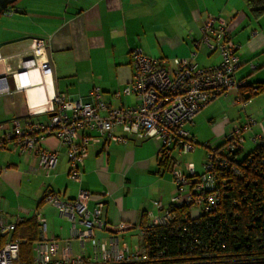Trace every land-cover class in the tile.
I'll return each mask as SVG.
<instances>
[{
	"label": "crops",
	"instance_id": "obj_1",
	"mask_svg": "<svg viewBox=\"0 0 264 264\" xmlns=\"http://www.w3.org/2000/svg\"><path fill=\"white\" fill-rule=\"evenodd\" d=\"M6 14L10 20L0 26V77L6 78L8 90L0 94V124L27 117L45 122L56 109L54 98L64 95L72 102L89 103L95 87L112 108L136 105L134 96L124 94L133 76L130 53L135 49L153 59L218 65L220 53L200 43L209 15L228 20L229 33L239 46L236 80H246L250 86L264 84V16L254 19L242 0H25ZM38 39L47 43L43 66L32 71L33 86L17 89L11 75ZM240 91L237 88L202 110L188 127L192 134L196 119L220 103L227 110L223 118L230 122L223 118L217 122L211 115L207 120L220 143L234 124L249 120L253 124L244 135L245 145L254 144L256 136L264 138V90L245 105L235 103ZM116 132L123 135L120 128ZM83 135L100 136L96 131ZM38 147L58 154L48 176L35 155L19 156L11 147L0 150V213L13 223L39 212L46 219L48 237L60 248L70 242L73 257L83 254L93 261L91 246L87 243L82 250L72 236L70 220L42 201L47 190L65 200L86 190L92 194L90 211L105 202L107 229L95 230V238L108 242L117 235L132 250L140 247L142 227L161 214L157 203L167 208L176 194L173 172L162 167L155 140L130 135L124 144L104 143L103 138L90 143L80 184L69 179L68 155L57 138L47 137Z\"/></svg>",
	"mask_w": 264,
	"mask_h": 264
},
{
	"label": "built area",
	"instance_id": "obj_2",
	"mask_svg": "<svg viewBox=\"0 0 264 264\" xmlns=\"http://www.w3.org/2000/svg\"><path fill=\"white\" fill-rule=\"evenodd\" d=\"M228 29L227 19L212 15L207 17L202 28L200 43L211 52L220 53L221 62L218 65L203 67L182 58L153 59L145 56L141 49L132 50L133 76L124 94L134 96L136 105L112 108L97 87L92 89L89 103L72 102L60 95L54 98L56 109L45 122L27 117L0 124V150L11 147L19 156L35 155L40 168L48 176L58 161V154L42 150L38 145L47 137H55L66 149L69 179L80 184L90 143L98 144L103 138L104 143L124 144L130 135L141 140H155L160 144V163L165 165L166 170L173 172L176 194L167 208H163L161 202L157 203L162 212L148 226H168L175 217L174 208H188L193 219L202 214L215 213L224 200L229 176L243 178V167L239 161L246 151L244 135L250 130L253 121L249 120L244 125L234 124L219 145L209 147L202 174L197 173L193 163L183 166L178 156L193 152L198 145L188 128L194 124L196 116L216 100L248 84L246 80L238 81L235 78L240 66L237 54L239 46ZM46 48L45 40H36L30 55L12 73L17 89L33 86L32 71L40 68ZM5 83L6 78L0 77V94L8 90ZM253 90L256 93L257 88ZM251 101H243L240 97L235 103L245 105ZM101 112H107V115L102 116ZM223 120L230 122L227 116ZM118 128L123 135L117 134ZM85 131H96L100 136L83 135ZM253 142L256 147L264 143V138L256 136ZM91 195L81 190L75 199L65 200L56 192L47 190L42 201L55 207L61 216L70 220L72 236L80 241L82 250L89 243L93 261L83 254L73 257L70 242L60 248L58 242L47 235L46 219L36 212L42 237L34 245L33 264H114L147 259L144 249L137 247L132 250L126 243L122 244L117 235L108 242L95 238V230L107 229L103 217L106 203L101 202L90 211L88 203ZM17 223H9L0 213V264H18L23 241L12 238ZM144 232L141 229L142 237Z\"/></svg>",
	"mask_w": 264,
	"mask_h": 264
},
{
	"label": "trees",
	"instance_id": "obj_3",
	"mask_svg": "<svg viewBox=\"0 0 264 264\" xmlns=\"http://www.w3.org/2000/svg\"><path fill=\"white\" fill-rule=\"evenodd\" d=\"M242 1L254 19L264 16V0ZM263 90L264 84H247L241 88V98L248 101ZM239 162L243 178L229 176L215 213L193 219L188 208H174L168 226L143 224L140 247L146 260L114 264H264V143ZM41 237L36 217L17 223L12 238L23 241L18 264H33V248Z\"/></svg>",
	"mask_w": 264,
	"mask_h": 264
},
{
	"label": "rangeland",
	"instance_id": "obj_4",
	"mask_svg": "<svg viewBox=\"0 0 264 264\" xmlns=\"http://www.w3.org/2000/svg\"><path fill=\"white\" fill-rule=\"evenodd\" d=\"M25 0H19L15 4L10 6V11L13 10L15 7H19ZM7 16L6 12L3 13L0 16V26L2 25V22L6 20H10L6 18ZM211 110V111H210ZM227 112L226 108L220 104L217 103L214 106H212L210 109H206L202 115L198 119H196V126H194L193 131L195 136L198 139L199 144L196 146V149L188 153L184 156H178V160L181 162L183 166H186L188 163H193L196 171L198 174H202L204 172V163L206 160V157L209 153V147L215 148L217 144H220V138H216L215 133L210 129V125L208 123V119H210L211 116L218 122L223 118V115ZM255 148L254 144H248L246 143L245 149L246 151L241 157H244L247 153L251 152ZM17 223V222H13ZM2 243V239L0 236V245Z\"/></svg>",
	"mask_w": 264,
	"mask_h": 264
},
{
	"label": "water",
	"instance_id": "obj_5",
	"mask_svg": "<svg viewBox=\"0 0 264 264\" xmlns=\"http://www.w3.org/2000/svg\"><path fill=\"white\" fill-rule=\"evenodd\" d=\"M19 0H0V16L10 11V6L18 2Z\"/></svg>",
	"mask_w": 264,
	"mask_h": 264
},
{
	"label": "bare ground",
	"instance_id": "obj_6",
	"mask_svg": "<svg viewBox=\"0 0 264 264\" xmlns=\"http://www.w3.org/2000/svg\"><path fill=\"white\" fill-rule=\"evenodd\" d=\"M41 62H42V61H41ZM41 66H43L42 63H41ZM41 66H40V67H41Z\"/></svg>",
	"mask_w": 264,
	"mask_h": 264
}]
</instances>
